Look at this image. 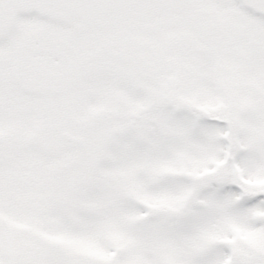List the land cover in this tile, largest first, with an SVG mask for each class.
Wrapping results in <instances>:
<instances>
[{"label": "snow or ice", "instance_id": "1", "mask_svg": "<svg viewBox=\"0 0 264 264\" xmlns=\"http://www.w3.org/2000/svg\"><path fill=\"white\" fill-rule=\"evenodd\" d=\"M0 264H264V0H0Z\"/></svg>", "mask_w": 264, "mask_h": 264}]
</instances>
